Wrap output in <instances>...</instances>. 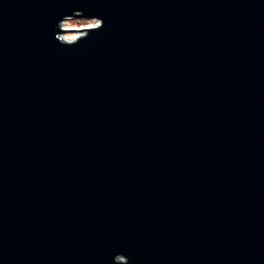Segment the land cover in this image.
I'll use <instances>...</instances> for the list:
<instances>
[{"label": "water", "instance_id": "obj_1", "mask_svg": "<svg viewBox=\"0 0 264 264\" xmlns=\"http://www.w3.org/2000/svg\"><path fill=\"white\" fill-rule=\"evenodd\" d=\"M118 255L264 264V0H0V264Z\"/></svg>", "mask_w": 264, "mask_h": 264}, {"label": "clouds", "instance_id": "obj_2", "mask_svg": "<svg viewBox=\"0 0 264 264\" xmlns=\"http://www.w3.org/2000/svg\"><path fill=\"white\" fill-rule=\"evenodd\" d=\"M104 21L98 17H86L82 11H75L72 15H65L58 23L59 32L55 39L65 47H75L88 39L92 33L104 28ZM130 264L127 257L118 255L115 264Z\"/></svg>", "mask_w": 264, "mask_h": 264}]
</instances>
